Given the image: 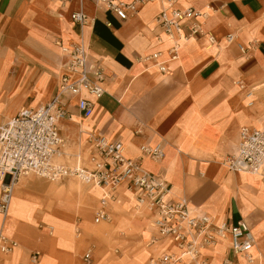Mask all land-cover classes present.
<instances>
[{
    "label": "crops",
    "instance_id": "obj_1",
    "mask_svg": "<svg viewBox=\"0 0 264 264\" xmlns=\"http://www.w3.org/2000/svg\"><path fill=\"white\" fill-rule=\"evenodd\" d=\"M207 3L216 11L204 22L205 34L191 38L172 61L171 43L157 41L161 28L155 20L164 6L161 0L145 4L126 21L89 1L0 0V122L23 106L45 104L56 95L66 60L55 41L77 42L81 27L71 21V13L86 11L93 24L83 34L92 56L103 66L106 93L98 99L89 96L95 102L90 118L76 108L78 97L70 99V117L61 123L66 155L58 161L90 166L95 146L87 138L92 132L123 141L132 159L141 158L142 144L163 142L166 157L162 161L146 158L143 168L172 188L171 200H187L195 213H206L215 223L229 225L246 219L257 240L251 264H264V181L227 166L238 147L241 128L264 127V0H180L178 6L204 8ZM207 32L216 43L210 42ZM229 33L235 34L236 43L228 44ZM240 43L248 49L246 53L239 50ZM159 50L164 72L145 60ZM241 79L255 89L254 106L233 84ZM67 185L49 189L61 193ZM34 186L42 190L44 185L35 182ZM24 187L14 190L11 204L16 211L23 196L31 207L29 217L14 221L12 233L23 241L13 254L1 255L0 264H31L35 247L41 249L37 264L46 256L56 258L57 264H85L84 251L93 243L97 249L92 264H138L140 256L146 264L167 245L159 241L149 245L158 237L156 230L147 229L150 213L135 204V192L123 185L109 206L113 222L102 223L108 227L100 238L96 226L101 223L92 220L89 209L83 210V235L70 255L65 241V246L57 242L62 241L59 236L71 234L78 208L71 201L48 203L39 193L32 200ZM94 190L95 195L101 194ZM39 221L54 224L56 232L31 239ZM128 228L136 240L119 237V231ZM228 246H218L220 261L228 254L223 256ZM113 249H123L125 255L120 257Z\"/></svg>",
    "mask_w": 264,
    "mask_h": 264
},
{
    "label": "built area",
    "instance_id": "obj_2",
    "mask_svg": "<svg viewBox=\"0 0 264 264\" xmlns=\"http://www.w3.org/2000/svg\"><path fill=\"white\" fill-rule=\"evenodd\" d=\"M73 2L76 0H59ZM93 2L106 12H112L119 20L126 21L139 13L141 7L157 0H80ZM164 6L156 17V25L161 28L157 41L171 43L170 60L179 57V50L197 34H205L204 22L216 11L210 3L204 8L179 7L180 0H161ZM71 21L81 27L77 42H66L58 38L55 44L66 60L65 72L61 75L56 95L47 103L38 106H23L6 122H0V216L2 226L10 211L14 189L23 177L37 176L46 181L57 182L65 178H76L101 190L98 207L93 221L96 224L111 222L109 206L118 196V190L125 185L135 192V204L149 211V219L157 238L150 244L168 242L166 248L152 254L146 264H210L213 249L228 239L227 255L221 264L254 263L253 248L256 236L245 219L236 224L215 223L206 213L194 212L187 200H171L172 188L159 180L151 171L143 168L144 159L162 161L165 157V145L144 143L139 147L141 158L127 156V148L121 140H111L106 135L90 133L87 141L95 146L89 155L90 166L68 165L59 162L65 157L66 140L62 135L61 123L70 117L68 102L78 97L76 108L85 118L95 114V102L89 98L102 97L105 80L103 66L99 59L91 54L90 43L83 34L93 19L86 11L76 9L71 13ZM107 26H111L108 22ZM212 44L214 35L206 33ZM164 36V37H163ZM228 44L237 42L235 34L226 35ZM242 53L247 48L238 45ZM163 52H154L145 57L161 71H166ZM233 84L245 92L248 105L254 106L255 89L247 86L244 79ZM240 141L235 153L227 159L229 169L238 173H247L261 177L264 181V127L243 126L239 132ZM49 232L53 231L52 226ZM79 231V228H78ZM80 235V233L78 234ZM20 245L19 240L0 229V256L12 254ZM172 247L170 248V246ZM169 246V247H168ZM40 252L32 254L33 263L38 261ZM83 261L92 264L94 248L84 251ZM234 256L232 258L231 256Z\"/></svg>",
    "mask_w": 264,
    "mask_h": 264
},
{
    "label": "rangeland",
    "instance_id": "obj_3",
    "mask_svg": "<svg viewBox=\"0 0 264 264\" xmlns=\"http://www.w3.org/2000/svg\"><path fill=\"white\" fill-rule=\"evenodd\" d=\"M8 42H9V39L5 42V45H8ZM3 75V71H0V80H1V77ZM1 104H0V110H1ZM0 114H1V111H0ZM35 182L37 183H42L44 186H43V189L41 190L40 188L34 186ZM65 183H67V188H60L61 190H63V192L61 191V193H58L59 190L57 191V189H55L54 192H52V190H50V186H55V185H65ZM25 184V189L29 195V197L33 200L37 195L38 193L39 194H42L44 196V198L46 199V202L48 203H53L52 201H59V202H63V204L66 202H72V204H74L76 206V208H78L75 212V216H74V228L72 227V230H71V234H67V236H59L60 240L62 241H58L57 242V246H61L63 244V246H65L66 244V248L68 249V252L70 255L73 254V251L76 250L78 244H79V240H77L78 238H80L82 235H83V229H82V220H83V210L84 209H89L91 212H92V220L94 218V210L97 209V207L99 206L98 203H99V199L101 197V194L99 193V195H95L94 192L95 190L94 189H97L96 187L90 185L89 183L87 182H84L83 180H79V179H76V178H69V179H65V180H62V181H57V182H51V181H46L42 178H39L35 175L33 176H29V177H23L19 180V182L17 183V185L15 186V189L17 187H19V185H24ZM63 187V186H62ZM94 187V188H93ZM56 188V187H55ZM87 188H90L87 189ZM100 190V189H99ZM1 193V192H0ZM135 202V199L133 200ZM137 205V204H136ZM14 208V207H13ZM12 207H10V211H9V214L8 216L6 217L5 219V222H4V226H2V218L0 216V229H4V231L9 234L11 237H14L16 238L17 240H19V242H21L22 244V241L21 239H19V236L16 235V233H12L15 229V224H14V221L16 218L18 217H21V216H25V217H29V213H30V210H31V207H29V204L28 202L26 201V199H24V197L22 196V199L21 201L18 203L17 205V209L15 211V209H13ZM51 208H48L47 210H50ZM142 209V208H141ZM96 211V210H95ZM111 222L112 221V218H111ZM96 225V224H95ZM37 227H35V232H36V235L34 234H30L31 235V239H34V238H37V237H40V235L42 233H47L49 235V228L50 226H53V231L52 233H50L51 235H53L55 232H56V227L54 226V224L52 223H46L45 221H39L38 222V225L36 224ZM105 227H108L107 224H99L98 226H96V229L100 228V230L102 231H97L96 232V237L100 238L101 236H103L106 232V230H103ZM78 228H79V231H78ZM153 229L152 226H151V220L149 219V222H148V225H147V229ZM80 233V235H78ZM130 233H131V229L128 228V229H121L119 231V237H123L125 239H134L136 240L137 238L134 236H130ZM49 235V236H51ZM85 239V238H83ZM65 241V244L64 242ZM80 242H83V240H81ZM94 244V243H93ZM93 248H94V253L96 251V244H94ZM225 245V243H222V245ZM20 246V245H19ZM221 245H219L220 247ZM19 249V247L14 251L16 252L17 250ZM57 251H59L58 247L56 248ZM41 249L38 248V247H35L31 250L32 254L35 253V251H38L40 252ZM20 251V250H19ZM19 251L17 252V255L19 253ZM213 253H212V258L214 257L213 261L210 263V264H221V261L220 259H218L216 257L218 253V251H220V249H218V246H216L214 248V250H212ZM13 252V253H14ZM114 254H117L119 255L120 257H123L125 255L124 253V250L122 249H117V250H114L112 251ZM227 251H225L223 253V256L225 255ZM12 253V254H13ZM31 254V256H32ZM150 253H147V257ZM146 257V258H147ZM232 258H234V256L232 255L231 256ZM142 258L143 256H140L139 258H137V263L138 264H142ZM224 258V257H223ZM222 260V259H221ZM57 259L54 258L53 256H46L45 258L42 259V261L40 262V264H57ZM148 261V260H147ZM147 263V262H146ZM31 264H37L36 263H33L32 261V257H31Z\"/></svg>",
    "mask_w": 264,
    "mask_h": 264
},
{
    "label": "bare ground",
    "instance_id": "obj_4",
    "mask_svg": "<svg viewBox=\"0 0 264 264\" xmlns=\"http://www.w3.org/2000/svg\"><path fill=\"white\" fill-rule=\"evenodd\" d=\"M65 145H66V146L64 147V149H66V147H67V141H66ZM78 163H79V166H80V165H81L80 162H78ZM17 183H18V182H17ZM16 185H17V184H16ZM14 190H15V189H14ZM13 196H14V194H13ZM12 200H13V197H12ZM12 200H11V203H10V207H11V204H12ZM137 206H138V205H137ZM10 207H9V208H10ZM138 207L143 208V207H141V206H138ZM143 209H144V208H143ZM150 220H151V219H150ZM102 223H106V222H102ZM102 223H101V224H102ZM151 226H152V224H151ZM50 228H51V226H50ZM152 228H153V227H152ZM52 229H53V226H52ZM153 229H154V228H153ZM51 233H52V232H51ZM165 243L168 245V242H167V241L164 242V244H165ZM222 243H225V244L228 243V239H224ZM167 245H166V246H167ZM166 246H165V247H162L161 249L166 248ZM253 249H254L253 251L255 252V251H256V246H255V248H253ZM213 250H214V249H213Z\"/></svg>",
    "mask_w": 264,
    "mask_h": 264
}]
</instances>
